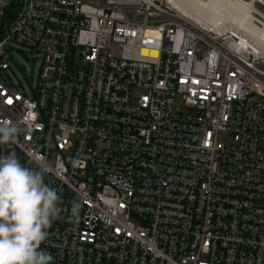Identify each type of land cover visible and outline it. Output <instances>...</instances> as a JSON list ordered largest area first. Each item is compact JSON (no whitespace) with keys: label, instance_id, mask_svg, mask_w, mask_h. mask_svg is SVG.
I'll return each mask as SVG.
<instances>
[{"label":"built area","instance_id":"1","mask_svg":"<svg viewBox=\"0 0 264 264\" xmlns=\"http://www.w3.org/2000/svg\"><path fill=\"white\" fill-rule=\"evenodd\" d=\"M230 33L163 0H0V120L62 196L52 264H264V43ZM13 46L42 54L31 96Z\"/></svg>","mask_w":264,"mask_h":264},{"label":"clouds","instance_id":"2","mask_svg":"<svg viewBox=\"0 0 264 264\" xmlns=\"http://www.w3.org/2000/svg\"><path fill=\"white\" fill-rule=\"evenodd\" d=\"M26 128L10 118L0 120V264H52L53 257L41 245L59 218L62 196L45 182L43 166H24L12 145ZM79 205L72 207L78 217Z\"/></svg>","mask_w":264,"mask_h":264},{"label":"bare ground","instance_id":"3","mask_svg":"<svg viewBox=\"0 0 264 264\" xmlns=\"http://www.w3.org/2000/svg\"><path fill=\"white\" fill-rule=\"evenodd\" d=\"M182 17L202 29L227 36L232 30L242 35L250 33L258 42L264 43V27L255 28L253 23L262 14L256 3L264 0H163Z\"/></svg>","mask_w":264,"mask_h":264},{"label":"rangeland","instance_id":"4","mask_svg":"<svg viewBox=\"0 0 264 264\" xmlns=\"http://www.w3.org/2000/svg\"><path fill=\"white\" fill-rule=\"evenodd\" d=\"M257 8L264 13L263 7L257 5ZM7 59L12 69L4 73L2 77L17 87L20 92L31 96L42 64V54L31 52L20 46H13L7 54Z\"/></svg>","mask_w":264,"mask_h":264}]
</instances>
